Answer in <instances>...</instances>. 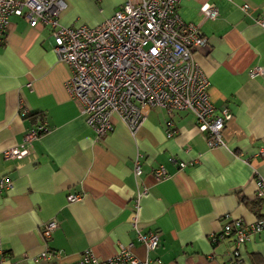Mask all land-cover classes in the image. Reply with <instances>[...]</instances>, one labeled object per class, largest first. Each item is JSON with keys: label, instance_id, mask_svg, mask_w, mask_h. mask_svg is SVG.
<instances>
[{"label": "crops", "instance_id": "0c3cea01", "mask_svg": "<svg viewBox=\"0 0 264 264\" xmlns=\"http://www.w3.org/2000/svg\"><path fill=\"white\" fill-rule=\"evenodd\" d=\"M125 1L66 0L59 21L95 26ZM203 3L214 4L218 15L205 17ZM177 13L206 40L193 59L208 79L215 111L225 108L230 114L224 146L207 145L190 111L169 114L161 107L150 109L133 133L113 116V128L97 137L69 94L70 69L54 54L50 29L9 17L0 41V258L5 262L73 264L87 248L107 258L120 245L132 244L136 256L158 259L155 264H264L262 233L238 248L233 235L210 239L230 219L248 223L264 216V199L255 197V178L264 177V75H249L251 68L264 67V27L258 22L264 0H179ZM42 123L48 130L31 142L28 154L4 156ZM159 166L162 178L154 175ZM72 194L80 197L69 200ZM49 220L57 226L46 240L41 227ZM137 230L158 232V246L146 253ZM46 247L51 256L35 261Z\"/></svg>", "mask_w": 264, "mask_h": 264}, {"label": "built area", "instance_id": "2783aa9c", "mask_svg": "<svg viewBox=\"0 0 264 264\" xmlns=\"http://www.w3.org/2000/svg\"><path fill=\"white\" fill-rule=\"evenodd\" d=\"M178 2L126 0L95 26H65L59 17L67 7L66 0H0V41L11 15L24 17L31 27L47 26L55 56L70 69L66 81L69 94L97 137L113 128V116L124 122L133 133L150 109L161 107L169 114L176 110L190 111L197 128L205 134L207 145L224 146L222 131L230 114L225 108L219 113L215 111L208 94V79L193 59L194 51L206 46V40L196 24L180 18ZM242 8L247 11L249 5L244 3ZM199 9L207 18L213 19L218 15L214 4L203 3ZM258 22L264 27V18ZM249 75H264V67L251 68ZM26 112L20 106L21 115ZM47 130L48 127L42 123L26 132L23 142L5 150L4 156L21 158L28 154L31 142ZM133 172L135 175L140 172L138 159L134 160ZM154 175L156 178L164 177V168H156ZM255 185V197L264 199V177L257 175ZM79 197L72 194L68 199ZM134 209H138V202ZM56 226L54 220L43 224L41 233L44 239L51 237ZM132 226L137 228L136 216ZM254 233L264 234V216L248 223L241 218L230 219L210 239L215 242L233 235L238 248ZM137 238L146 253L158 246V232L141 233L137 230ZM131 248L132 244L120 245L116 253L107 258H99L87 248L73 264L158 263V259L153 261L147 256H136ZM237 248L233 252L235 256L239 255ZM51 254L46 247L34 260L48 259ZM0 264L9 263L1 257Z\"/></svg>", "mask_w": 264, "mask_h": 264}]
</instances>
